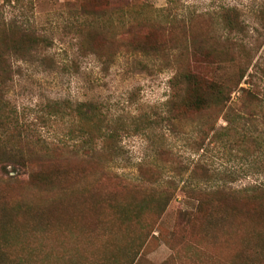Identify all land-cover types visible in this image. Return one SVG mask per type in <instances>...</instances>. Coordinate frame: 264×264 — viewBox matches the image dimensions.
<instances>
[{
    "label": "rangeland",
    "instance_id": "obj_1",
    "mask_svg": "<svg viewBox=\"0 0 264 264\" xmlns=\"http://www.w3.org/2000/svg\"><path fill=\"white\" fill-rule=\"evenodd\" d=\"M81 1L0 0V24L13 20L47 39L38 53L13 61L7 93L9 104L30 125L36 146L46 147L29 167L39 162L79 167L75 177L66 176L65 187L99 188L117 181L172 195L155 222L150 215L143 217L150 225L138 239L140 248L131 264H211L216 256L224 260L231 245H242L244 226L237 228L233 241L221 235L197 240L198 233L183 243L174 240L181 239L177 226L183 214L198 203L188 191L264 188V0H108L110 12L99 17L80 14ZM96 23L104 41L102 56L80 48L79 28ZM158 25L165 26L160 36L171 39L160 52L133 53L123 46L128 35L141 37ZM194 44L209 58L195 55ZM220 52L225 58L218 61ZM187 65L229 83L241 71L245 76L221 111L176 115L167 108L169 80ZM63 100L96 104L109 129L117 130L112 146L84 154L76 120L47 111L46 104ZM3 137L0 132L4 149L9 145ZM58 143L67 146L57 149ZM84 169L88 173L82 176ZM5 170L14 175L12 166ZM14 176L18 183L13 190L24 202H42L25 184L26 174ZM59 187L54 194L61 197ZM106 218L113 224V218ZM109 231L104 236L74 229L60 234L53 227L28 240L47 255L37 259L45 264H97L105 238L110 236L120 248L139 229L127 234L112 226Z\"/></svg>",
    "mask_w": 264,
    "mask_h": 264
},
{
    "label": "trees",
    "instance_id": "obj_2",
    "mask_svg": "<svg viewBox=\"0 0 264 264\" xmlns=\"http://www.w3.org/2000/svg\"><path fill=\"white\" fill-rule=\"evenodd\" d=\"M77 11L86 17H99L110 12L109 2L83 0L78 4ZM96 25L79 28L80 48L89 54L102 56L99 53L104 48V41L98 38ZM164 27L158 25L141 37L128 35L123 46L133 53H158L171 42L170 38L160 36ZM46 43L45 36L29 26L13 20L0 24V132L4 136V144L9 145L4 149L0 147V264H45L37 259H47V255H42L40 248L28 238L43 235L53 227L60 234L64 230L74 229L86 235L98 231L104 236L106 231L111 235L109 229L112 226L115 231L127 234L130 233L129 229H139V232L136 238H131L123 246L126 250L116 247L110 236L105 238L101 245L102 256L97 264H131L140 248L138 239L150 225L143 221V217L150 215L156 221L172 195H157L142 187L117 181L108 186L101 184L99 188L65 187L63 182H66V176L75 177L79 167L70 169L64 164L49 162H39L38 167H29L46 147L36 146L38 140H34L30 125L9 104L7 93L13 81V61L38 53ZM193 51L204 59L210 56L209 53H202L201 47L195 44ZM219 54L223 56L222 52ZM224 58L217 57L216 60ZM244 76L245 72L241 71L238 79L229 83L202 76L189 65L178 67L169 80L171 95L167 108L176 115L211 109L221 111ZM46 108L49 115L55 118L76 120L77 130L83 137L84 154L92 155L98 149L112 146L117 130L109 129L100 109L93 102L72 104L65 100L53 101L46 104ZM66 146L65 143H58L54 147L59 149ZM7 166H12L14 175H27L24 182L42 197L41 203L32 206L15 193L13 188L18 180L5 170ZM81 173L84 176L88 171L84 169ZM56 184L60 186L57 192L61 197L54 194ZM188 195L197 199L198 203L193 211L183 214L184 220L177 226L181 239L174 240V244L183 243L189 235L194 238L196 233L197 240L221 235L225 240L233 241L237 228L244 226L243 230L247 232L243 233L242 245H231L224 260L216 256L211 264H264V188L258 187L252 192L215 188L188 191ZM106 217L113 218V224ZM172 243L173 240L170 246L174 249ZM183 262L187 264L186 260Z\"/></svg>",
    "mask_w": 264,
    "mask_h": 264
}]
</instances>
